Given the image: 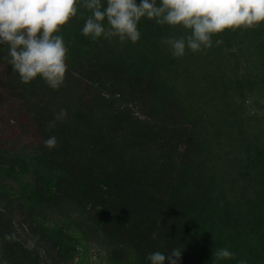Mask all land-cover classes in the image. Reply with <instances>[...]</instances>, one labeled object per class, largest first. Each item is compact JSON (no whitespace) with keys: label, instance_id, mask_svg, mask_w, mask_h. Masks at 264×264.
I'll return each mask as SVG.
<instances>
[{"label":"rangeland","instance_id":"rangeland-1","mask_svg":"<svg viewBox=\"0 0 264 264\" xmlns=\"http://www.w3.org/2000/svg\"><path fill=\"white\" fill-rule=\"evenodd\" d=\"M78 13L58 33V90L19 78L12 100L0 60V264H151L173 248L177 264H264V23L175 57L162 41L181 26L142 18L140 40L122 44L85 37ZM113 175L147 197L124 198ZM222 248L235 258L217 260Z\"/></svg>","mask_w":264,"mask_h":264},{"label":"clouds","instance_id":"clouds-1","mask_svg":"<svg viewBox=\"0 0 264 264\" xmlns=\"http://www.w3.org/2000/svg\"><path fill=\"white\" fill-rule=\"evenodd\" d=\"M78 4L89 13L82 34L97 40L118 38L136 43L141 38L138 25L142 18L158 25L181 26L187 34L162 41L173 56L183 57L186 51L203 52L213 47V37L226 29L252 28L264 23V0H0V45H7L9 64L22 83L41 78L53 90L65 82L69 48L58 34L78 13ZM216 39L215 44H222ZM68 118L66 109L54 114L48 130ZM48 149L58 146L56 137L44 141ZM6 240L14 235L5 234ZM180 248L170 253H150L151 264H177ZM228 248L214 251L217 260L234 259ZM239 264H247L241 260Z\"/></svg>","mask_w":264,"mask_h":264},{"label":"trees","instance_id":"trees-1","mask_svg":"<svg viewBox=\"0 0 264 264\" xmlns=\"http://www.w3.org/2000/svg\"><path fill=\"white\" fill-rule=\"evenodd\" d=\"M3 57L5 58L4 68L7 69V73L8 74H10V72L13 73V76L12 77H9L8 80H11L13 82L14 81H17L19 79V75H18V73H15L12 70V66L8 62L10 57L8 59H6V55H3V56L0 55V60ZM22 84H24V83H22ZM12 85H13V89H12L11 99L14 100V101H18L19 97L15 95V92H17L19 90V87L15 86V82L12 83ZM24 91L25 90L22 89V92L21 93L24 94ZM78 173H79V175L82 176L83 171L80 170V171H78ZM90 173H91V171H90ZM79 175L77 173L76 174H72V177L71 178H73V177L74 178H76V177L79 178ZM114 177L115 176L113 175V178L112 177L109 178L110 182H112V185H108V186L110 188L117 189L118 188L117 184H119L121 186V192L124 193V198L125 197L128 198V194H130L132 191H135L136 193H140L141 192V193H143L144 196L147 197L146 193L143 192L142 187L140 185V182L138 180H137V182H134V183L131 182L130 183L128 176H125V178H123V177L122 178L121 177L114 178ZM198 238H199V235L196 234L195 237H194V239L192 240V243L198 244V242H197V239ZM193 251H195V249H193Z\"/></svg>","mask_w":264,"mask_h":264}]
</instances>
